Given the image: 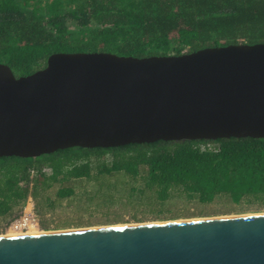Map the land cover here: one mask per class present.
<instances>
[{
    "label": "water",
    "instance_id": "95a60500",
    "mask_svg": "<svg viewBox=\"0 0 264 264\" xmlns=\"http://www.w3.org/2000/svg\"><path fill=\"white\" fill-rule=\"evenodd\" d=\"M224 138L264 139V43L0 63V157ZM0 264H264V213L0 236Z\"/></svg>",
    "mask_w": 264,
    "mask_h": 264
},
{
    "label": "trees",
    "instance_id": "16d2710c",
    "mask_svg": "<svg viewBox=\"0 0 264 264\" xmlns=\"http://www.w3.org/2000/svg\"><path fill=\"white\" fill-rule=\"evenodd\" d=\"M258 43H264V0H0V63L17 78L45 68L55 53L145 58ZM50 191L67 201L82 195L88 209L130 207L156 219L176 200L211 204L224 197L264 211V139L0 157V218L30 197L43 208Z\"/></svg>",
    "mask_w": 264,
    "mask_h": 264
},
{
    "label": "rangeland",
    "instance_id": "374dc122",
    "mask_svg": "<svg viewBox=\"0 0 264 264\" xmlns=\"http://www.w3.org/2000/svg\"><path fill=\"white\" fill-rule=\"evenodd\" d=\"M76 191V194H79L84 190L81 186ZM81 196L79 195L77 198L67 201L59 199L53 191H50L48 194L49 200L43 201V208L30 197L20 208H16L11 215L0 218V236L7 235L9 232L26 233L32 231L31 224L35 227L34 229L37 228L41 232H54L114 225L166 222L168 220L181 221L184 219L193 220L264 213L258 204L245 201L234 204L221 197L211 204L186 203L176 200L169 204L167 209H164L163 219H156L151 214L136 213L130 207L120 210L122 212H116L118 210L88 209L83 205ZM102 211L107 212L103 213ZM165 216L167 217L164 218ZM26 218L28 219L27 222L30 223L29 226L20 227L18 230L12 229L16 223L20 222L22 224Z\"/></svg>",
    "mask_w": 264,
    "mask_h": 264
},
{
    "label": "bare ground",
    "instance_id": "6f19581e",
    "mask_svg": "<svg viewBox=\"0 0 264 264\" xmlns=\"http://www.w3.org/2000/svg\"><path fill=\"white\" fill-rule=\"evenodd\" d=\"M246 215H252V214H246ZM254 215V214H253ZM235 216H237V215H235ZM235 216H224V217H235ZM222 216H220V217H214V218H221ZM211 218V217H210ZM200 219V218H199ZM187 220V219H186ZM189 220V219H188ZM193 220H195V219H193ZM197 220V219H196ZM169 221V220H168ZM179 221V220H178ZM181 221H185V219L184 220H181ZM25 223H26V221H24ZM150 223H155V222H150ZM22 225H25V224H21L20 222H18V224H15L14 225V227H12V229H16V230H18L19 228H20V226H22ZM94 227V226H93ZM30 228H32L31 230L32 231H29V232H26V233H19L18 231L17 232H9L7 235H3V236H24V235H34V234H40V233H43V232H41L39 229H34L35 227H33L32 226V224H31V226H30ZM11 231V230H10ZM13 231H15V230H13Z\"/></svg>",
    "mask_w": 264,
    "mask_h": 264
},
{
    "label": "built area",
    "instance_id": "2783aa9c",
    "mask_svg": "<svg viewBox=\"0 0 264 264\" xmlns=\"http://www.w3.org/2000/svg\"><path fill=\"white\" fill-rule=\"evenodd\" d=\"M24 221H26V223L24 222ZM23 221V223L22 224H25V225H22V226H20V227H24V226H29V222H27L28 221V219L26 218L25 220ZM16 224H18V223H16Z\"/></svg>",
    "mask_w": 264,
    "mask_h": 264
}]
</instances>
